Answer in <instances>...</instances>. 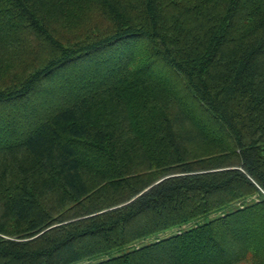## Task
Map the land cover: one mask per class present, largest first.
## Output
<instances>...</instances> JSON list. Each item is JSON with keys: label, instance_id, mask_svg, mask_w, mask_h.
<instances>
[{"label": "trees", "instance_id": "obj_1", "mask_svg": "<svg viewBox=\"0 0 264 264\" xmlns=\"http://www.w3.org/2000/svg\"><path fill=\"white\" fill-rule=\"evenodd\" d=\"M3 49L0 264H264V0H0Z\"/></svg>", "mask_w": 264, "mask_h": 264}, {"label": "rangeland", "instance_id": "obj_2", "mask_svg": "<svg viewBox=\"0 0 264 264\" xmlns=\"http://www.w3.org/2000/svg\"><path fill=\"white\" fill-rule=\"evenodd\" d=\"M97 14H93V15H90L89 14H83L82 15H77V16H70V20L68 19H63L62 17L58 18L57 21H55L53 23V26L56 28L57 31L61 32V33H64V35H67L68 38L72 37L74 34H77V31H79L78 29L82 28L81 31L84 29H86L89 25V23H92V24H95V23H102L103 20L100 19V18H97L96 17ZM103 24V23H102ZM7 34H5L4 36H9L10 37V32H11V28L10 27H7ZM66 37V38H67ZM64 41V44L67 45L66 43V39L63 40ZM25 44V41L23 42V45ZM27 45V43H26ZM13 53L11 52V49H3V50H0V57L3 56L4 59H7V63L9 64V61L11 60L12 58V55ZM29 61H31V55H27V58H26ZM20 65H23L22 63L18 62V64H15V67L17 69L18 72L21 71L22 67ZM89 159V158H87ZM236 206V205H235ZM235 208V207H234ZM230 210H233L232 208ZM212 217V216H211ZM175 231L172 230V231H167L165 234H161L159 235L158 238H163V237H167L171 234H173ZM156 239V238H155ZM155 239H149V240H146V241H143L141 245L143 244H147L148 243H151L153 241H155ZM116 252H113L111 255L112 256H116ZM82 264H87V263H82ZM240 264H251V259H249L248 261H244Z\"/></svg>", "mask_w": 264, "mask_h": 264}]
</instances>
